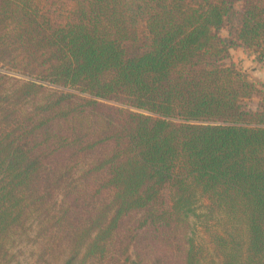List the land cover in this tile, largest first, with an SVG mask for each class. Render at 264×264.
Here are the masks:
<instances>
[{
  "label": "trees",
  "instance_id": "obj_1",
  "mask_svg": "<svg viewBox=\"0 0 264 264\" xmlns=\"http://www.w3.org/2000/svg\"><path fill=\"white\" fill-rule=\"evenodd\" d=\"M236 46L264 60V0H0V264L33 226L57 264H264Z\"/></svg>",
  "mask_w": 264,
  "mask_h": 264
},
{
  "label": "rangeland",
  "instance_id": "obj_2",
  "mask_svg": "<svg viewBox=\"0 0 264 264\" xmlns=\"http://www.w3.org/2000/svg\"><path fill=\"white\" fill-rule=\"evenodd\" d=\"M222 35L227 34V28L221 30ZM228 61H233L240 67L247 76L258 84L259 87H264V60H260L258 52L254 49H245L236 46L230 49V58ZM0 70H4L0 67ZM11 75L22 78L20 75L12 73ZM254 99L253 104H256ZM207 200L200 198L196 204V212L198 214L204 213L206 210ZM191 228L196 232L199 230L198 217L190 216ZM192 230V229H191ZM200 232V231H198ZM36 227L33 226L28 234H17L13 237L11 242V250L15 253L14 264H57L56 259L52 254H45L41 256L40 242L34 239Z\"/></svg>",
  "mask_w": 264,
  "mask_h": 264
}]
</instances>
